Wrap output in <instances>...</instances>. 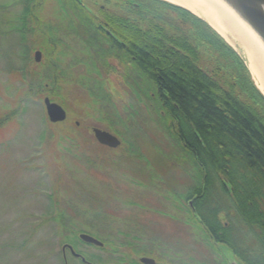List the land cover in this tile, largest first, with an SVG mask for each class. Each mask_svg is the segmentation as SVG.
<instances>
[{
    "label": "trees",
    "instance_id": "trees-1",
    "mask_svg": "<svg viewBox=\"0 0 264 264\" xmlns=\"http://www.w3.org/2000/svg\"><path fill=\"white\" fill-rule=\"evenodd\" d=\"M72 2L0 0V46L13 36L27 63L20 68L30 76L23 99L53 100L54 94L63 95L59 92L66 88L67 70L56 64L55 32L59 18L68 22L71 12L84 14L74 10ZM123 3L127 22L124 39L136 57L135 67L125 69L124 82L135 86L137 94L151 102L175 145L194 167V186L173 197L186 207L187 220L198 222L199 229H192L201 230L203 243L225 264L227 259L219 249L222 247L239 264H264V96L233 48L203 19L164 0ZM48 4L53 9L46 14ZM134 13L139 14L138 20L134 21ZM78 18L86 19L82 15ZM35 50L43 56L38 63L31 55ZM90 72L95 74L97 70L87 69L86 73ZM80 77L73 79L91 100H109L104 77ZM21 79L24 81L23 76ZM75 80L72 83L79 84ZM61 103L65 105L63 100ZM18 105L0 108V129L17 118ZM107 125L118 134L113 123ZM122 125L133 127L126 117ZM77 130L59 135L48 154L49 165L57 160L53 168L56 177L47 195V217L41 223L51 225L61 246L75 244L73 239H78L82 231L77 224L109 205L78 184L73 175L80 172L78 165L104 164L107 154L115 150L84 139ZM123 147L124 143L117 148ZM127 149L126 153L133 155ZM66 192L71 196H65ZM186 198L193 199L192 210L186 206ZM122 233L125 237L128 234ZM121 245L126 247V254L136 255L132 241L124 239Z\"/></svg>",
    "mask_w": 264,
    "mask_h": 264
},
{
    "label": "rangeland",
    "instance_id": "rangeland-1",
    "mask_svg": "<svg viewBox=\"0 0 264 264\" xmlns=\"http://www.w3.org/2000/svg\"><path fill=\"white\" fill-rule=\"evenodd\" d=\"M91 1L86 0L87 3ZM49 4L45 7L46 14L53 9ZM12 37L9 36L0 46V108L10 109L19 103L20 114L0 129V264H64L62 246L57 244L51 225L41 222L47 217V195L52 192L50 188L56 177L53 168L57 160L48 164L51 161L49 151L59 135L71 134L75 128L84 139L93 141V127L109 131L124 143V147L107 154L102 165L77 166L80 172L73 175L75 181L109 205L105 211L101 208L96 214H90L85 223L77 224V229L82 230L79 233L96 237L105 244L104 248L91 247L74 238L75 244H70L72 249L94 264H117L126 251L122 241L126 239L136 244L134 236L138 225L149 222L158 240L165 242L176 238L178 241H173L179 242L181 229L170 222L169 216L175 215L180 203L172 194L193 187L195 172L188 158L175 145L165 121L158 118L151 102L137 94L135 86L118 83L114 75H109L111 80L108 82L101 69H95V74L86 73L84 63L83 67L72 69L62 64L67 70V85L59 92L63 95L54 94L52 101L65 109L67 117L63 122L51 125L42 103L44 97L23 99L30 76L20 70L27 63L22 60L21 49ZM224 40L246 65L241 37L236 35L233 43ZM4 49L7 53L3 52ZM62 54L67 62L83 56L78 49L69 55ZM31 55L33 57V52ZM84 74L89 79L92 76L105 78V89L111 94L109 100L101 97L99 102L88 97L80 83L73 79ZM251 79L254 82L252 76ZM74 80L79 84L72 83ZM102 101L106 103L102 104ZM125 117L133 124L131 129L122 125ZM107 122L114 124L118 134L108 129ZM127 148L133 151V155L126 153ZM59 163H62L61 159ZM64 194L71 196L69 192ZM122 232L128 233L126 237ZM197 232L199 235L198 230L188 229L183 233V237H187V252L180 257L183 262L225 264L205 243L196 244ZM219 249L223 251L225 247ZM65 256L66 264H81L67 250Z\"/></svg>",
    "mask_w": 264,
    "mask_h": 264
},
{
    "label": "flooded vegetation",
    "instance_id": "flooded-vegetation-1",
    "mask_svg": "<svg viewBox=\"0 0 264 264\" xmlns=\"http://www.w3.org/2000/svg\"><path fill=\"white\" fill-rule=\"evenodd\" d=\"M128 3L131 5V2ZM123 5V0H92L89 3L86 0H73L72 6L74 10L82 11L84 14L71 12L69 19H67L69 24L65 22V18H59L56 22L58 28L55 32V52L57 53L56 64L58 67L65 64L72 69L77 66L83 67L81 65L84 63V67L87 69H101L102 73L106 75L105 78L108 79V82L110 79L108 78L109 75H114V79L118 83L124 82L125 69H133L135 67L136 57L129 51L124 39L127 22L125 23ZM132 5L137 6L136 3ZM101 10H105V12H101ZM79 15L84 16L86 19L84 21L80 20L78 18ZM138 18L139 14L134 13V21L138 20ZM134 21L133 24L135 23ZM65 25L72 28H67ZM71 42L72 45L70 44ZM75 49L83 52V56L77 58V61L73 58L72 61L70 59L68 62L65 61L62 52L69 55L74 53ZM110 82L112 83V81ZM187 190H185L186 193ZM185 204L191 210L193 209V199L186 198ZM177 209L175 215L171 214L169 218L171 223L181 229L179 232L182 237L179 242L173 241H178L176 238L169 241L165 240V242H162V239L158 240L154 235L150 222L138 225L137 229L135 228L137 235L134 236L136 255L124 253L125 255L122 254V258L118 259L117 264H149L141 261L142 257L152 259L154 264H185L180 258L184 251L185 253L187 252V237H183V233L188 232V229H199V225L198 222L187 220L186 207L178 204ZM200 231L199 235L198 232L196 233L199 237L195 241L197 245L203 243ZM191 233L194 234V232ZM68 245L65 244L61 247L64 264H66V250L70 253ZM179 253L181 254L180 256L178 255ZM74 258L79 260L81 264H94L83 256Z\"/></svg>",
    "mask_w": 264,
    "mask_h": 264
},
{
    "label": "water",
    "instance_id": "water-1",
    "mask_svg": "<svg viewBox=\"0 0 264 264\" xmlns=\"http://www.w3.org/2000/svg\"><path fill=\"white\" fill-rule=\"evenodd\" d=\"M214 1L218 3V5L225 11V13H227L229 17L240 28H242V30H245L247 33H250L257 41V43L261 46V48L264 50V0H214ZM41 57H42L41 52L39 50H35L33 53L34 61L36 63L40 62ZM42 103L44 106L46 117L50 123L55 124V123L63 122L66 119L67 117L66 111L60 104L50 100L48 97H44ZM91 132L96 142L102 146H106L111 149H116L121 144L118 137L109 131L97 127H93L91 129ZM78 239L84 244L91 245L100 249L104 248L105 246V244L102 241L93 237L90 234L79 233ZM68 248L70 254L73 257H79V256L81 257V255L76 253L71 246L68 245ZM222 249H224V247H222ZM225 249L223 250V253L228 261V264H239V262L233 257L231 252L228 249L227 251ZM141 261L149 264H154V261L147 257H142Z\"/></svg>",
    "mask_w": 264,
    "mask_h": 264
},
{
    "label": "bare ground",
    "instance_id": "bare-ground-1",
    "mask_svg": "<svg viewBox=\"0 0 264 264\" xmlns=\"http://www.w3.org/2000/svg\"><path fill=\"white\" fill-rule=\"evenodd\" d=\"M178 4L206 20L223 38L233 43L234 37H241L245 45L247 68L256 87L264 96V50L254 37L242 30L214 0H164ZM234 35V37H233ZM230 44V43H229Z\"/></svg>",
    "mask_w": 264,
    "mask_h": 264
}]
</instances>
